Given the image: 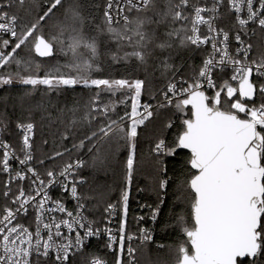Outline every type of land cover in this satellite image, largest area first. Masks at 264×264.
I'll use <instances>...</instances> for the list:
<instances>
[{
    "label": "snow or ice",
    "instance_id": "6c2138e0",
    "mask_svg": "<svg viewBox=\"0 0 264 264\" xmlns=\"http://www.w3.org/2000/svg\"><path fill=\"white\" fill-rule=\"evenodd\" d=\"M87 9V0H0V88L18 84L26 95L40 86L57 94L77 87L90 92L82 116L78 104L66 109L71 115L62 138L67 140L84 122L96 121L90 135L73 147L92 142L88 150H96L94 163L100 164L105 157L99 146L124 142L128 154L118 234L109 227L101 230L86 215L88 197L77 187L84 183L79 170L85 161H69L41 174L35 164L45 161L33 150L36 124L18 121L20 147L0 139V175L6 177L0 182V197L6 202L0 207V264H71L70 258L102 231L115 264H137L136 253L155 242L154 229L140 228L135 234L126 230L138 129L154 116V109L169 106L183 114L180 129L171 141L160 136L151 149L163 196L158 193L155 207H141L150 208L155 224L170 182L163 158L187 150V177L178 180L174 201L184 210L164 226L178 229L183 239L156 247L169 250L171 264H264V48L253 56V44L244 38L257 30L264 33V0H105L100 23ZM225 16L231 19L221 27ZM54 17L56 22L46 28ZM193 48L209 50L185 77L173 61ZM24 49L28 52L21 55ZM56 56H63L64 62L49 64L40 75L41 61ZM131 62L145 78L112 75L113 65ZM225 69L231 75L218 83L214 75ZM157 72L167 80L160 99L155 106L142 103L149 77ZM118 93V101L103 100V94ZM118 104L125 105L123 115ZM173 126L169 121L164 128ZM7 129L0 114V132ZM63 155L57 151L48 159ZM56 187L76 202L75 210H69L62 198H52ZM116 208L110 203L105 212L111 217ZM29 213L32 222L25 225L21 217ZM133 240L139 241L135 247ZM87 264L107 261L92 254Z\"/></svg>",
    "mask_w": 264,
    "mask_h": 264
},
{
    "label": "trees",
    "instance_id": "16d2710c",
    "mask_svg": "<svg viewBox=\"0 0 264 264\" xmlns=\"http://www.w3.org/2000/svg\"><path fill=\"white\" fill-rule=\"evenodd\" d=\"M88 11L96 18L97 23L102 19L104 0H87ZM24 17V13H20ZM59 15V14H58ZM55 23L54 17L48 23ZM27 49L21 53L26 55ZM205 56L204 49L184 50L176 55L173 63L180 66V75L189 76L192 66H199ZM102 59H107L103 58ZM41 61V58H37ZM65 58L63 56H56L47 58L48 62H43L40 69V75L44 74V70L49 64H55L57 61L63 63ZM110 63V59L107 60ZM48 64V65H47ZM113 76L120 78L121 76H129L132 78H145V72L137 70L134 67V62L127 66L123 64L113 65L110 69ZM218 83H222V72H217ZM180 78L177 75L176 79ZM150 83L147 85L148 92H146L141 101L149 102L154 106L157 104L160 90L163 89L167 80L160 76L157 72L154 76L149 77ZM26 89L21 85L7 86L0 88V114L5 117L8 123L7 131L1 132L3 138L11 145L17 147L19 144V135L16 130V123L26 122L31 120L36 124L34 137V155L37 159H44L43 165L35 164L37 167L46 171L47 169H59L65 163L73 158H83L85 166L79 170V177L84 180L83 184L79 185V192L88 197L87 214L94 221L101 220L104 208L114 203L120 208V195L122 189L125 187V161L128 150L123 146V141H119V146L115 141L109 144H104L100 147V154L105 157L103 164L94 163L97 155L96 150L89 152L92 142H85V147L75 148L74 144H79L80 140L85 136L90 135L91 131L97 126V122L93 121L91 124L84 122L76 131L69 133L67 140L62 138L65 132V125L70 118V113L66 109L74 105H79L81 111L78 115L82 116L85 111L84 105L87 103L90 92L87 89L77 87L75 90L67 89L59 94L56 92H48L43 86L36 90H31L30 95L25 94ZM208 95H212V91H208ZM157 97L153 99L152 97ZM121 99V94L116 97H111L109 94H103V100L118 101ZM259 102V101H258ZM130 99L127 100V108L129 109ZM64 110V111H62ZM117 111L123 115L125 111L124 104H118ZM155 114L146 121L138 129L137 148H136V163L134 165V172L132 183L130 185V195L128 202L127 219L136 223V227L141 224L137 218L146 215L150 211L149 207H141V205H150L155 207L158 203V193L163 196L158 188L159 180L162 178L157 169V162L151 149L154 147L155 141L160 136H165L169 141L180 129L183 114L176 112L174 107L169 106L163 109H154ZM61 120L64 122L62 123ZM171 121L173 128L165 129L164 125ZM47 141V143H44ZM68 149V151H65ZM63 152L64 155L56 159H48L55 152ZM189 154L184 151H179L174 157H164V163L167 167V177L170 178L169 186L167 188V195L164 197V203L161 207L160 215L154 224V243H148L141 250L136 253L137 264H158V261L164 260L171 264L172 254L167 248L158 249L157 243L165 245H174L183 239L179 230L165 229L166 224L174 223L173 216L176 212H180L183 206H174L176 197V185L179 179L186 178L188 166L186 160ZM4 176L0 175V182L4 180ZM2 187V183H0ZM5 200L0 197V207H3ZM135 243L133 246H137ZM92 254L98 256H105V250L101 249L99 243H92L85 248L82 253L80 264L87 261Z\"/></svg>",
    "mask_w": 264,
    "mask_h": 264
},
{
    "label": "built area",
    "instance_id": "2783aa9c",
    "mask_svg": "<svg viewBox=\"0 0 264 264\" xmlns=\"http://www.w3.org/2000/svg\"><path fill=\"white\" fill-rule=\"evenodd\" d=\"M104 5H105V0H104ZM230 19H231L230 17L225 16V19L219 22V26H221V27L228 26V22L230 21ZM250 27H254V26H250ZM244 38L249 43L253 44V51H252L251 55H253V56L257 55L258 51L261 50L262 48H264V33H261L259 30H257L255 35L250 36V37H244ZM235 47H237V45H236V42H235L234 37H233L232 40H231V48L234 50ZM204 50H205V55H206L207 51L209 49L205 48ZM217 72H219V71H217ZM222 73H223V75H222L221 79L223 81L224 79H228L230 77L231 70L230 69H225L224 72H222ZM214 78L217 79V75H214ZM178 79L179 78H177V80ZM217 81H218V79H217ZM209 91H212V90H209ZM159 99H160V97H158V100ZM158 100H157V103H158ZM141 102L143 103L144 101H141ZM130 105H131V100H130ZM130 105H129V109L128 110H130ZM16 130H17V133L19 135V144H18L17 147H15L13 145L12 146L14 148L18 149L20 147V141H21L22 133L17 128H16ZM0 139L5 140L3 138L1 132H0ZM78 159L79 160H83L82 157L81 158L77 157V158H73L70 161H75V160H78ZM13 167L14 168L16 167V163L15 162H13ZM37 168L39 169L41 174H43L45 172L43 169H41L39 167H37ZM59 169H57V170H59ZM4 178H6V177L4 176ZM79 185L80 184L77 185L78 188H79ZM50 195L52 196L53 199L62 198L64 200L65 204H66V207L69 210H75L76 202L70 197V195L68 193H62L61 188H59V187L53 188L51 190V192H50ZM111 204H114V203H111ZM105 208L103 210V216L101 217V220H99V221H94L93 219H91V217L87 214V211H86V215L88 216L89 220L94 221L96 223V226L99 227L101 230H103L105 227H109L114 232H116L118 234V228H119V224H120V221H121V218H122V208H120L117 205L116 212L111 217H109L108 213L105 212ZM149 215H150V211H148L146 213V215L143 216L144 220H140L141 224L139 225V227H136V223L135 222L127 219V222H126V230H127V232L135 234V233H138V230L140 228L153 229L154 223L150 220ZM109 220H110V223H109ZM21 222L24 223L25 225H29L32 222V214L29 213L28 217H21ZM153 236H154V232H153ZM107 239H108L107 235L105 233H103V231H102L101 235L99 236V238H97V237L89 238V241L87 242L85 248L89 247L92 243H99L101 249H103V251L105 250V252H106L105 256H100V257L105 259L107 261V264H115V253H114V251H111V250L107 249L104 246L106 244V242H107ZM135 243H139V241L138 240H133L132 244L134 245ZM79 254H77L75 257L70 258L71 264H80L81 263L80 262L81 257L79 256ZM83 264H87V261L85 263H83Z\"/></svg>",
    "mask_w": 264,
    "mask_h": 264
},
{
    "label": "rangeland",
    "instance_id": "374dc122",
    "mask_svg": "<svg viewBox=\"0 0 264 264\" xmlns=\"http://www.w3.org/2000/svg\"><path fill=\"white\" fill-rule=\"evenodd\" d=\"M54 24V22L53 23H51L50 24V22L48 23V26H47V28H50L51 27V25H53ZM10 50V49H9ZM52 64V63H51ZM48 65V64H47Z\"/></svg>",
    "mask_w": 264,
    "mask_h": 264
},
{
    "label": "water",
    "instance_id": "95a60500",
    "mask_svg": "<svg viewBox=\"0 0 264 264\" xmlns=\"http://www.w3.org/2000/svg\"><path fill=\"white\" fill-rule=\"evenodd\" d=\"M189 108H190V106H189ZM179 151H184V152L188 153V151H187V150H179ZM179 151H178V152H179ZM188 154H189V153H188ZM189 155H190V154H189Z\"/></svg>",
    "mask_w": 264,
    "mask_h": 264
}]
</instances>
